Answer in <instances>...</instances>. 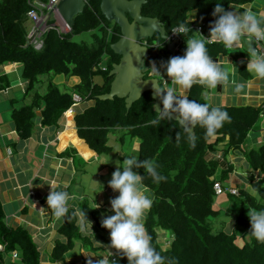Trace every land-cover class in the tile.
I'll return each instance as SVG.
<instances>
[{
	"label": "trees",
	"instance_id": "obj_1",
	"mask_svg": "<svg viewBox=\"0 0 264 264\" xmlns=\"http://www.w3.org/2000/svg\"><path fill=\"white\" fill-rule=\"evenodd\" d=\"M32 1L0 0V66L21 64V77L26 82L24 96L34 90L39 77L43 75L76 77L79 82L71 92H62L53 79L48 78L44 94L35 91L30 104L13 108L10 118L18 139L26 140L32 135L37 109L40 110L41 126L61 129L59 122L63 114L71 109L73 94L78 95L82 102L90 103L74 117L77 136L90 150L97 155H108L111 152L106 145L109 129L128 130L129 135L139 141L138 159L152 160L164 175L163 181L155 183L143 169H136L144 175L143 184L154 195L152 207L144 218V226L153 246L165 257V264H264V243L251 236L249 242L245 241V234L250 232L246 215L248 207H264V144L247 145L250 132H256V125L260 122L261 108L217 105L228 113L230 120L212 136H206L204 129L196 125L194 132L197 141L195 147H191L187 134L177 121L153 111L150 92L143 93L128 110L123 99H98L109 92L112 78L108 74L111 66L119 61V56L111 51L110 45L120 38L118 26L102 16L100 0H90L83 12L74 17L73 25L66 33L58 32L52 26L54 20L49 17L47 24L50 28L44 33L39 50L27 46L25 22ZM37 1L47 3V0ZM145 1L141 14L158 19L166 35L178 27L199 25L201 34L209 38L211 22L217 18L212 15L215 3H222L225 11H229L231 6H246L256 0ZM194 32V28L186 32L184 40L196 37ZM82 33H90L93 43L73 40ZM209 39L212 42H206V47L213 61L228 56L236 73L243 79L250 78L245 65L239 62L241 58L249 57L246 50L226 49L223 43ZM144 42L149 48L146 63L166 55H183L186 48L184 43L177 50L168 51L165 42L156 34ZM142 73L145 79L150 77L147 66H144ZM98 80L101 82L98 83ZM159 82L162 86V81ZM9 84L6 75L0 76V90ZM204 90V86L193 84L185 95L189 99L208 103L207 97L202 95ZM75 139L80 143L81 151L87 152L83 142ZM220 150L222 155L231 151L242 153L251 173L260 176L257 181L250 176L251 191L238 189L237 196L226 193L240 206L231 232H213L210 221V218L219 219L222 213L233 215L230 206L224 212L214 207L216 195L213 184L227 181L234 172L233 165L219 155V158L215 157ZM218 173L219 177L216 178ZM77 207L86 211V218L95 227L99 224L101 212L108 210L102 205L92 209L85 201L78 203ZM73 210L69 207V214L57 230L60 238L54 241L48 257L50 263H64L76 242L84 249L88 248L90 254L98 249L91 246V236L83 235L77 219L71 217ZM4 219L0 204V245L3 248L0 250V264H41L40 251L29 231L22 227H10ZM158 230L168 234L162 236L163 240H167L165 249L158 243ZM239 237L243 239L241 245L237 243ZM111 251L119 264H128L126 257L114 249ZM12 252L18 253L16 260L11 259Z\"/></svg>",
	"mask_w": 264,
	"mask_h": 264
},
{
	"label": "crops",
	"instance_id": "obj_2",
	"mask_svg": "<svg viewBox=\"0 0 264 264\" xmlns=\"http://www.w3.org/2000/svg\"><path fill=\"white\" fill-rule=\"evenodd\" d=\"M245 10H251L264 20V2L261 0H256L246 6H231L229 9L232 12H243ZM27 22H25L26 29L29 26V22ZM246 39L247 37L243 38V40ZM243 40L236 42L238 44L237 50H246L241 48V45L246 46ZM229 49L231 50L232 47ZM248 58H245V61L243 58L239 60L240 63L245 65L246 70ZM154 62L156 60L144 65L148 67L150 77H153L150 68ZM214 62L228 71L229 79L227 82L218 83L215 88L208 90L206 97L210 105L252 106L257 108L264 106V79L257 78L248 70L250 78L243 79L236 73L232 59L228 56L219 57ZM157 67L160 68V65L158 64ZM162 70L163 68H160L161 75L163 73ZM14 74L21 76V64L0 66V76L6 75L10 82L8 87L0 90V104L7 101L9 105V119L4 116L6 105L3 113L0 111V204L5 215L4 221L10 227H22L29 231L38 250L43 252L40 255L41 264H60L50 263L48 260L54 241L60 238L57 230L65 218L57 219L51 215L50 210H47L46 197L51 190L50 188L68 191L72 196V199L68 202L72 208L77 207L78 203L84 201L93 207L94 197L95 203L107 207L108 210L101 212L97 227L86 218L91 223V231L88 230L89 226L84 224L82 233L83 235L91 236V246L98 249L95 253L90 254L88 248L84 249L79 242H76L74 248L66 255L65 262L61 264H87L89 259L96 261L99 257H89L88 255L99 256L101 251H111V249L107 248L110 243L109 231L101 226V219L104 216L113 214L109 201L117 196L118 192H114L108 186V181L110 180L108 176L115 171L117 162L122 163L124 156L128 154L126 153L127 150L132 152V155L138 156L139 141L132 138L128 130L112 128L107 133L106 144L111 148V152L108 155H97L90 150L84 141L78 138L74 122L75 115L83 112L90 104L85 103L84 109L80 110L77 104L84 103L82 100L73 103L71 109L63 114V119L59 122L61 129L55 126H41L39 122L40 110H35L36 119L32 135L26 140H19L10 120L11 110L19 108L21 105L30 104L37 90L34 88L27 96H24L26 82L24 80L23 82L20 81L19 91L23 93L24 97L18 106L20 101L17 100L15 93L19 91L11 87L9 78ZM162 78L166 82V85L161 86L162 89L175 88L176 94L180 96H184L187 92V89H181L179 85H173L170 80L166 79V74H163ZM67 79L60 80L61 85L69 88V90H63L62 92H71L72 87L79 82L76 77H72V82ZM236 83L244 85L239 92L234 91ZM259 130L264 137V131L262 129ZM120 132L123 133L119 134ZM253 133L254 135H249L247 144L250 147L264 144V140L259 142L256 132ZM126 136H129L130 142H133V145L130 143L128 149L124 147ZM75 137L83 142L89 152L81 151V145ZM218 155L233 165V171H235V167L244 166L245 164L242 153L237 151L222 155L220 150ZM102 157L105 159H100ZM93 163L96 164V169L91 170L89 166ZM247 176H249V179L250 176H253L254 181L259 180L260 177L258 173L254 172ZM215 177L218 178L219 173ZM249 179L246 183L250 185ZM94 182L102 186V190ZM232 186L238 187L236 184ZM89 189H92L91 195L88 193ZM95 228L97 231H95ZM164 243H167V240L164 239ZM47 252L48 254H46ZM112 257L115 258L114 255ZM112 257L110 259H113Z\"/></svg>",
	"mask_w": 264,
	"mask_h": 264
},
{
	"label": "clouds",
	"instance_id": "obj_3",
	"mask_svg": "<svg viewBox=\"0 0 264 264\" xmlns=\"http://www.w3.org/2000/svg\"><path fill=\"white\" fill-rule=\"evenodd\" d=\"M212 15L217 18L211 22L209 38L230 48L234 43L247 37L243 40L249 56L247 70L257 78L264 79V53L258 52L253 43L254 39H264V20L251 10L225 11L220 2L215 3ZM188 31L190 29L187 26L183 32ZM195 33L196 37L186 40L184 54L170 57L161 63L160 68H163L173 85H179L181 89H190L193 84H199L205 86L202 95L207 96L209 89L215 88L218 83L228 81L229 73L208 55L206 41L209 38L205 39L198 32ZM160 68L153 63L150 72L154 78L148 79L152 82L154 95L159 98L162 105L157 114L174 118L187 134V141L191 147H195L197 141L194 132L196 125L204 129L206 136H212L230 120L228 113L219 106L189 99L187 95H177L175 88L162 89L159 81L164 79ZM243 87L242 83H236L234 91L239 92ZM136 169H143L155 183L165 179L159 172L157 164L150 159L140 160L137 155H127L124 156L122 163L117 162L116 169L108 181V186L114 192H118V195L109 201L113 214L101 219V226L109 231L110 243L107 248L114 249L126 257L128 264H165V257L153 246L152 238L144 226V218L152 207L154 195L143 184L144 175L139 174ZM99 187L102 190V186ZM50 189L46 197L47 210H50L55 218L62 219L69 214L68 202L72 196L63 189ZM93 205L92 209L100 207L94 202V197ZM70 215L77 219L82 231L84 224H87L88 230L91 231V223L86 219V211L83 208L75 207ZM246 215L250 222L248 236L264 243V207L259 209L248 207ZM228 227L230 228V218ZM112 255V251L108 250L101 251L99 256L88 255L99 259L96 261L89 259L87 264H117L115 259H110Z\"/></svg>",
	"mask_w": 264,
	"mask_h": 264
},
{
	"label": "water",
	"instance_id": "obj_4",
	"mask_svg": "<svg viewBox=\"0 0 264 264\" xmlns=\"http://www.w3.org/2000/svg\"><path fill=\"white\" fill-rule=\"evenodd\" d=\"M89 1L59 0L54 10L70 29L74 17L83 12ZM145 3V0H100L99 9L102 16L118 26L120 38L110 45L111 51L119 56V61L111 66L108 74V77L112 78L109 92L98 99L111 100L114 97L123 99L128 110L143 93L150 92L153 111L157 114L162 105L153 93L151 80H148L154 77L145 79L142 73L145 60L149 58V48L144 41L156 34L165 42L168 51H173L176 42L170 41L158 19L141 14V8ZM173 120L176 121L174 118Z\"/></svg>",
	"mask_w": 264,
	"mask_h": 264
},
{
	"label": "rangeland",
	"instance_id": "obj_5",
	"mask_svg": "<svg viewBox=\"0 0 264 264\" xmlns=\"http://www.w3.org/2000/svg\"><path fill=\"white\" fill-rule=\"evenodd\" d=\"M261 1L264 2V0H261ZM27 23H26V25H27ZM95 33L98 35V32H95ZM73 40L76 41V42L85 41L88 44H92L93 43V39H92V36L90 35V33H82L81 35H79L77 37H73ZM237 45L238 44L234 43V45L232 46L231 50H233V51L237 50L238 49ZM241 48H242V50L243 49L247 50V47L244 46V45H241ZM178 56H182V55H178ZM170 57H173V55L172 54L171 55H166L165 57H161L159 59H155L156 62H154V63H155L156 66H158V64L161 65L162 62H166ZM159 60H163V61L160 62ZM243 60L245 61V58H243ZM162 71H163L162 75L165 74L164 70H162ZM19 74H20V72H19ZM19 74H18V76L16 74H14V75H11L9 77L10 81H11V87L15 88L16 91L20 90V88H19V86H20L19 84L20 83L19 82L20 81L23 82V79L21 78V76ZM48 78H52L53 82L58 84L59 89L61 91L69 90V88L61 85L60 80L68 78L67 80L69 82H72V77H70V76L64 77L62 75H52V74L51 75H43V76L39 77V82H38V84L35 85V89L39 93L43 94L46 91V82H47ZM166 79L170 80L169 77H167ZM15 96L17 97V100L20 101L18 103V106H19L21 104V102H22V98L24 97L23 93L21 91L16 92ZM207 101H208V99H207ZM5 105L7 106V108L5 109L4 116H5L6 119H9V113H8L9 112L8 111L9 110L8 109L9 105H8L7 101H5L4 103L0 104V111L3 113ZM21 106H23V105H21ZM77 106L80 107V110H83L84 107H85V103H79V104H77ZM11 112H12V110H11ZM10 115H11V113H10ZM10 120H11V118H10ZM257 129L258 130L262 129L264 131V118L263 117H260V122L257 123V125H256V133H255L259 137V142H261V141L264 140V137H263V134L260 133V130L258 131ZM121 133H123V132H120L119 134H121ZM251 134L254 135L253 132H250L249 135H251ZM125 140L126 141L124 143V147L126 149H128L129 146H130V143L133 145V142H130L129 136H126ZM256 146H259V144H257ZM87 152H89V151H87ZM126 153H128L127 155H132L131 154L132 152H129L128 150L126 151ZM100 159H105V158L102 157ZM89 168H91V170L92 169H96V164L95 163L90 164ZM250 174H251V169H249L246 166V163H245L244 166H238L237 168L235 167V171L230 175L229 179L227 181L223 182L222 184H223V186H229V187H230V185L236 184V186H238L237 189H244V190H247V191H251L250 185L248 183H246V181H248V179H249V176H247V175H250ZM108 178L111 179V174L108 176ZM91 190L90 189L88 190V193L90 195H91ZM232 198H235V197H232ZM214 200H215V202H214V207L215 208L221 209L224 212L226 210V208H228L230 206L232 208V210H233V215H231V214L224 215L222 213V216H220L219 219L210 218V221H211L212 226H213V229H212L213 232H216V231H219V230H222V231H225V232H231L232 231V222L234 221L235 216L238 214V212L240 210V206L235 202L234 199H229L226 193H224L222 195H217ZM229 218H230V228L231 229L228 227ZM163 234L164 235H168L166 232H164L162 230H158V243L163 249H165L166 245L164 244V240H163V237H162ZM248 234H249V232L245 234L246 235L245 236V241L246 242L250 241V236H248ZM237 243L240 244V245L243 244L242 237L237 238ZM42 253L43 252L41 251L40 255ZM46 254H48V252ZM117 258L118 257L116 256V259ZM40 259H41V257H40ZM117 264H119V262H117Z\"/></svg>",
	"mask_w": 264,
	"mask_h": 264
},
{
	"label": "built area",
	"instance_id": "obj_6",
	"mask_svg": "<svg viewBox=\"0 0 264 264\" xmlns=\"http://www.w3.org/2000/svg\"><path fill=\"white\" fill-rule=\"evenodd\" d=\"M59 0H47V3L43 4L40 3L37 0H33L30 5L31 9L27 13V21L29 22V26L27 29V42L30 46H32L35 50H39L43 43V35L44 33L50 28L47 24V20L49 17H51L54 20L53 27L56 28V30L60 33H66L70 29L65 24V22L60 18L58 13L54 10V6L58 3ZM185 27H178L171 31L169 35H167L170 38V41H175L176 45L174 46L173 50H177L178 47L186 43L185 39V32H183ZM195 32H198L201 36H203L205 39H208L203 34H201V27L197 25L194 27L191 25L189 29H193ZM194 32V33H195ZM183 33V34H180ZM195 36L197 34L195 33ZM206 42H212V39H208ZM254 46L256 50L260 53H264V42L262 40H253ZM145 44V42H144ZM229 49V47H226ZM104 70V69H103ZM163 85L165 82L162 80ZM73 102L77 103L80 102L81 99L77 95H73ZM261 117L264 118V106L261 107ZM216 158H219L218 154L215 156ZM213 190L215 195H222L224 193L231 194L237 196L239 194L238 189L232 185L229 186H223V184L219 181H216L213 184ZM2 246L0 245V250H2ZM11 259L16 260L18 258L17 252L11 253ZM114 259V258H113Z\"/></svg>",
	"mask_w": 264,
	"mask_h": 264
}]
</instances>
